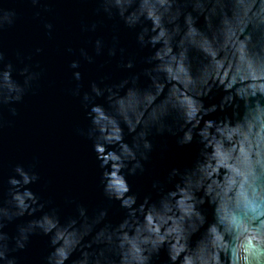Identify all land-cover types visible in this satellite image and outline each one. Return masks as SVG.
<instances>
[{
	"label": "clouds",
	"instance_id": "9594fccd",
	"mask_svg": "<svg viewBox=\"0 0 264 264\" xmlns=\"http://www.w3.org/2000/svg\"><path fill=\"white\" fill-rule=\"evenodd\" d=\"M19 2L33 10L32 19L53 40L55 25L45 19L53 12L49 0ZM95 2V15L122 23L135 32L139 49L151 53L142 71L118 83L102 76L83 93L81 72L72 71L74 87L68 89L80 97L89 122L77 134L91 142L102 196L117 202L124 218L113 225L106 222L108 207L89 214L68 200L75 215L61 222L52 201L29 187L41 179L37 162L17 164L0 199V264H17L13 253L24 251L35 235L49 238L52 250L44 264H66L75 253L72 264H155L162 251L166 264H264V0ZM19 17L16 0H0V33ZM98 23L103 21L81 22L80 33H95ZM118 45L116 35L110 43L89 36L85 47L64 48L76 57L67 67L92 65L106 52L105 64L119 53L117 67L134 69L135 57L125 60L126 50ZM42 53V47L27 54L17 50L14 65L0 47V130L11 122L4 110L16 117V105L39 88L46 69L33 59ZM141 77L146 86H140ZM213 89L222 96L206 106ZM229 110L231 115L206 119ZM165 134L178 147L196 144L198 151L190 166L174 167L153 181L158 199L146 196L138 203L127 178L144 174L153 151L150 137ZM205 205L212 210L210 222ZM26 216L31 219L17 225L14 235L4 231Z\"/></svg>",
	"mask_w": 264,
	"mask_h": 264
},
{
	"label": "water",
	"instance_id": "95a60500",
	"mask_svg": "<svg viewBox=\"0 0 264 264\" xmlns=\"http://www.w3.org/2000/svg\"><path fill=\"white\" fill-rule=\"evenodd\" d=\"M53 9L51 15L45 14V19L55 25V37L48 40L42 30L40 22L32 19L33 10L26 4L16 0L20 17L11 29L0 33V47L5 53L6 62L16 64L15 52L17 50L27 54L35 47L44 48V53L35 56L33 63L39 62L45 67L46 73L39 82V88L35 94H29L24 102L16 105L18 115L11 117L7 110L3 112V118L11 121L0 130V199L5 198L7 191V178L11 170L17 164L27 166L37 162L36 171L41 179L29 187L39 195L42 200H51L52 207L60 210L61 222L75 215V204L66 201L74 200L85 206L89 214L94 209L108 207L106 222L118 224L124 218V210L120 209L117 202L109 203L102 196L99 187L100 170L91 142L77 134V129H86L88 120L81 107L80 97H74L68 89L74 87L71 81L72 71H80L82 75L81 93L88 90L89 83L98 81L102 76H109L106 83H118L128 75L142 71L148 65L142 60L150 55L148 49L140 50L136 44V34L126 29L122 23L115 20H107L105 17L94 14L97 4L95 0L86 3L80 0H49ZM97 21L95 33L82 35L80 33L81 22L89 26ZM203 20L198 26H202ZM113 35L119 39L118 47L125 48V60L129 56L135 57L136 66L132 70H123L117 67L119 53L110 63L104 55L95 58L92 65H82L81 68L69 70L68 64L75 56L64 52V48L85 47V41L89 36L94 40L103 37L110 43ZM91 54V48L88 47ZM100 64H105L99 69ZM17 67H22L18 65ZM14 78L22 79L16 77ZM148 81L141 77L140 86H146ZM103 86V85H101ZM222 96L219 90L213 89L209 97L205 98L206 106L218 104ZM103 103V100L97 101ZM228 113H214L206 119L222 118ZM130 142L131 137L125 136ZM153 143V151L150 160L145 164L143 175L128 177L131 192L137 194L138 203L144 197L151 196V201L158 199L156 191L151 185L154 180H163L172 168H184L191 165L198 151L196 144L180 148L176 145L175 138L165 134L164 136L150 137ZM150 201V202H151ZM206 208L208 221L212 220V210ZM47 210V209H46ZM29 217H23L8 224L4 231L12 236L19 224L25 223ZM197 234L193 239L198 238ZM52 249L49 247V238L41 235L30 237L26 249L13 253L17 258V264H44V258ZM79 253H75L66 264H72ZM167 257L162 251L160 259L155 264H166Z\"/></svg>",
	"mask_w": 264,
	"mask_h": 264
}]
</instances>
